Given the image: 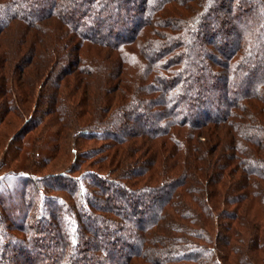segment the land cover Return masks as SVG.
I'll return each mask as SVG.
<instances>
[{
  "label": "trees",
  "instance_id": "obj_1",
  "mask_svg": "<svg viewBox=\"0 0 264 264\" xmlns=\"http://www.w3.org/2000/svg\"><path fill=\"white\" fill-rule=\"evenodd\" d=\"M1 154L0 264H264V0H0Z\"/></svg>",
  "mask_w": 264,
  "mask_h": 264
},
{
  "label": "rangeland",
  "instance_id": "obj_2",
  "mask_svg": "<svg viewBox=\"0 0 264 264\" xmlns=\"http://www.w3.org/2000/svg\"><path fill=\"white\" fill-rule=\"evenodd\" d=\"M45 93H47V92H49L48 90H46V91H44ZM43 89H38L37 90V95L39 94V95H42L43 93ZM33 109V113H35V112H37V110H38V112L37 113H41V109H38V108H36V103H35V105H34V107L32 108ZM14 122H16L17 123V120H15ZM19 123V122H18ZM19 124H21V122L19 123ZM73 141V139H71L70 140V142H72ZM73 155H74V153H73ZM2 156H4V154H1L0 155V162H1V157ZM70 157H73L72 155L71 156H69V157H65V163L63 162L62 164H60V168L61 167H66L67 166V161L68 160H70ZM8 163V162H7ZM59 168V169H60ZM16 184V179H1L0 180V192L1 191H3V189L4 188H8L9 190L10 189H12L13 187H15L14 185ZM12 192V191H11ZM11 194V193H10ZM9 200V201H8ZM7 200V204L9 205V203L11 204H14V207H15V213H16V215L19 217V214H21V211H20V208H19V204L17 203V197H14V198H10V199H8ZM11 204V205H12ZM253 212H255L256 210H257V207H254L253 209ZM24 215V214H23Z\"/></svg>",
  "mask_w": 264,
  "mask_h": 264
}]
</instances>
